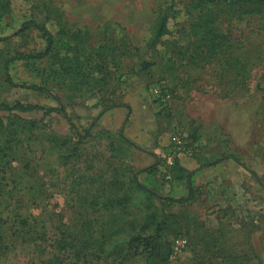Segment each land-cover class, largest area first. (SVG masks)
Instances as JSON below:
<instances>
[{
    "label": "rangeland",
    "instance_id": "1",
    "mask_svg": "<svg viewBox=\"0 0 264 264\" xmlns=\"http://www.w3.org/2000/svg\"><path fill=\"white\" fill-rule=\"evenodd\" d=\"M0 37V102L79 135L0 109V264H264V3L11 0Z\"/></svg>",
    "mask_w": 264,
    "mask_h": 264
},
{
    "label": "trees",
    "instance_id": "2",
    "mask_svg": "<svg viewBox=\"0 0 264 264\" xmlns=\"http://www.w3.org/2000/svg\"><path fill=\"white\" fill-rule=\"evenodd\" d=\"M211 1L216 2V3H220V2L237 1V0H211ZM246 2L261 5L264 3V0H246ZM10 11H11V0H0V18L3 15L9 13ZM29 28H35L41 33V37L44 41V47L42 50L36 51L34 53H18L15 56V58L37 59V58H42L48 54L49 55L52 54L54 52V48H55V45H54L55 41H54L53 33L51 32L49 27L45 23L36 21V20L31 18V19H27L21 23L19 31H23V30H26ZM167 32H168L167 15L162 14L159 17L158 22L155 26L153 35L150 39V45H155L156 43H158V41L165 34H167ZM1 38H3V37H0V39ZM5 76H6L5 78L9 84L16 85V83L9 76L7 70H6ZM28 86L37 90V91H41V92L51 94L49 89L47 87L42 86V85L33 84V85H28ZM54 97L59 103L58 106H44V105H40L37 103H25V102H21V101L17 100L13 103L0 102V109L5 110V111H21V112L33 111V110H43L45 112L56 111V112L62 113L66 117V119L68 120L70 126L72 128H74L77 136H79L72 119L69 117L64 106L61 105L60 99L57 96H54ZM175 162H176L175 166L177 167L176 173L178 172L176 176H177V178H181L186 182V185L188 188V194L184 197H179V198L169 197L167 199L170 201H175V202L188 201V200L192 199L194 196V187H193V172H194V170H186L185 168H182L178 165V161H175ZM141 240L146 242V243L150 242V239L148 237H142Z\"/></svg>",
    "mask_w": 264,
    "mask_h": 264
}]
</instances>
